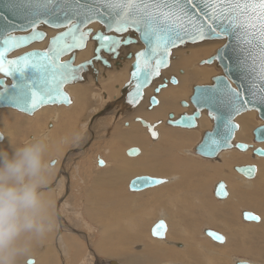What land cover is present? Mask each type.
I'll return each instance as SVG.
<instances>
[{"label": "bare ground", "instance_id": "6f19581e", "mask_svg": "<svg viewBox=\"0 0 264 264\" xmlns=\"http://www.w3.org/2000/svg\"><path fill=\"white\" fill-rule=\"evenodd\" d=\"M90 27L93 30L100 28V26L97 24H93ZM39 28L42 29L46 33L48 38L52 37L56 34V31L50 30L44 26H42V27L40 26ZM132 35L133 34H130L129 37L133 38ZM47 39L44 42L37 43V44L30 46L29 48L17 51L13 55H19L25 51L30 50V48L42 50V49L46 48V46H47ZM213 42L220 43V44L213 51V53L210 55H207V53L210 50L209 49L210 46L208 43H211V42H202L199 44H193V45H187V46L184 45V47H182V48L172 50L174 52H172L170 54V64L167 68L168 70L165 69L161 73V75H160L161 77L159 78V81L162 82L161 84H163V80H169L171 77L176 76L178 78L179 75H181L180 76L181 78H180V80H177V85L175 87H173V86L171 87L170 84L167 82V86L163 89L165 91L171 90V92L167 93V99L165 102H162V103H165L162 106H161V100H160L161 96L160 95H162V93L165 92V91L162 92L163 89H161L159 91V93L155 96L158 100V105L149 109V107H150L149 98L151 96H153V93H154L153 88L151 87L153 85L150 86V88L152 89V95L151 96H149L147 98L145 95V92H144V97L139 104H137L136 106H133V107H131L130 105L127 104L126 95L130 91L129 88L131 86V84H127V83L129 82V72L131 69L130 67H131L132 61H133V55L135 52H137L138 50H140L142 48V46L139 43H136L134 45H129L126 48H122V47L116 48V53H117L116 57L103 55L108 60L109 67H105V66L99 64L98 62H93L92 66H88L84 70L81 69L79 71V74L81 76V80L77 81L71 85H68V87H66V91L71 98V104L69 106H66V107L65 106L64 107H62V106L43 107V108L35 111L32 115L25 116V117H27L26 119L29 118V120H26V119L22 120V119L18 118V117H20V115L22 113L18 112L19 113L18 114V113H16L17 111L16 112L12 111L10 113L7 111H1L0 112V127L2 126V128H3V126H5L7 131H8L6 133V135L2 132L0 133V135H3V137H4L3 141H0L1 142L0 143V152L4 151V153H8L9 156H11L18 149V148H16V150H15V148L12 147L13 142H11V139L9 138V134L11 133L9 128L11 126H14V125L19 127L20 125H18V124H24V127H25L24 130L30 134V135L28 134L27 136H28V138H30L31 141L46 139V142L49 143V137L50 136L52 139L51 142L48 144L49 145V152L52 155H47L46 160L48 161V163L50 164L51 169H52V174L50 176L49 182L51 181V186L53 185V187L49 188V186H47V188H45L42 192L43 193L47 192V195L45 194L44 196H46V198L48 200L52 201L54 204L53 215H54L55 220H56L57 228L52 234H50L47 237V239L42 244H39L40 246L39 245L36 246V252L35 253L32 252L33 256L34 255L36 256V257L34 256L35 259H28L29 261H32L31 264H33V263L34 264L50 263V250L52 249V252H53L54 248L61 253H68L67 256H69V258L67 259V261H65V259H64V254H60L59 258L61 259L63 257V260L61 259L62 260L61 264H65V263L66 264H69V263L75 264V263H78L79 261L80 262L82 261L81 263H84L83 260H87V261L92 262L94 264H116V263H114L116 260L117 261L119 260L118 264H122V263H124V264L125 263L147 264L148 262L152 263L151 258L147 255H144V254H153V256L157 255V257L159 258L157 261L160 262L161 264H192V263L200 264V263H203L202 260H200V262H191L189 259L186 258V256L189 253L194 251L190 244L187 243L188 247L182 248L183 244L181 242L179 243V242L174 241V240L168 241L166 232H165L163 239H157V238L151 237L150 231H151V228L154 226V224L159 220H163L164 223L167 220V217L164 215L163 211L159 212L160 213L159 219H156V221L150 225V228H149V235L150 236L148 237V241L149 242H156V243L161 242L165 246L170 247L171 252L176 253L175 256L173 253H171L169 251H167L164 254L159 256V252H160L159 248L154 250V249H152V247L150 245L147 246L148 250H146L144 248V246L146 247V242L141 238V232H140V235H138L136 238H134L132 241H130V243L134 242L131 244L139 243V245H136L133 249H132V247H129L127 245L128 243L126 242V239L124 237V236H126V231H124L125 230L124 228H126V230H127L128 227H130L132 229H135L136 227H138V223L132 222L131 224H129V226H127L123 222V219H125L127 216V213H128L127 210H134L136 213L147 212V211L149 213H151L154 210H150L151 209L150 207L155 208V210H158L159 204H157L158 208L155 207L156 199L160 195L164 194V192H165V190H158V188L161 186H170V188H171V182H173V179L170 176L165 178L164 175L159 173L162 169L167 168L165 166V164L162 162L163 160H162L161 154L159 152H155V151L150 150V152L147 154V156H149V157L146 158V161H150L154 158L157 161V163H159V164H155V165H159L157 167H154V165L152 164L153 168L155 169L156 172H158V174L153 172L152 174H154V175L153 176L149 175V177L156 178V177L160 176V177H162L161 179L164 180V183H162L161 185H159L157 187H153V188L144 190L141 193L139 192L140 194L138 192H130L129 189H127L130 193H138V194L130 195V194L126 193L127 194L126 195L123 191H124V189L128 188V184L131 180H133L134 178L140 177V176H147L150 173L148 171H144V172H141L138 174H131L130 175L131 179L127 182V185H125L126 188L123 184L125 182H123V183H121V182H122V179L125 176V174H127L124 172L131 169V167L128 166V162L130 161V159H133V160L138 159L141 156V151H142L141 145L139 143L134 144V145L129 143L130 139L133 142H137V141L142 140L144 138V136H142V137L138 136L139 134L134 135L135 131H139V130H140V133L142 135H144V129L141 127V125L138 122L135 121L136 118H139V117H137L138 115L135 117H133V116L139 110V108L141 107L143 102H146V105H144V106L145 107L148 106V108H147L148 111H150V110L155 111L159 107L158 113L159 114L164 113L166 119L163 118L161 120H156L155 122H149V121L143 119L144 121L149 122L151 124L152 123L153 124L159 123L157 125V127L155 128V130L158 133L159 139H158V137H157V139L159 141L161 139V134L159 131V128L161 127L160 125L165 126V127H169V125H167V119H168V116L170 114H173L175 117H178L179 115L184 114V113H191L193 111V109L191 107H189L188 109L182 108L180 103L183 101L189 103V98L192 94L193 87L200 86V85H211L212 78L221 74V70L217 67V65L215 63L208 65V64H205V62H204L207 59L211 58L213 55H215L216 51L220 48V46H222L224 44L223 41L222 42L221 41H213ZM203 44H207L204 46V49H207L206 52L202 53V55H206V56H203L201 58L199 57L200 59H197L194 61L192 60L193 62L191 63V65H188V64L185 65V64L179 63V61H180V58L178 57L180 55V53H178L179 51H183V52L188 53L185 57H187V60H189L192 57L191 52H193V56H195V53L192 50V49H194L193 47H197L198 45H203ZM93 50H94V44L91 42H88L86 45V48L83 51L75 54L76 55L75 64H79V63H82V62H85V61H88L89 59H91L93 57ZM129 55H131V56H129ZM177 63H179L178 66H177ZM184 66L187 69H184ZM188 66H190V67H188ZM197 67H199V68H197ZM201 67L212 68L215 73L213 75L209 76L210 73H206L205 70H202V69H206V68H201ZM185 70H187V71L197 70V71H195L192 74H187V72H185ZM172 74H174L175 76H171ZM163 76H165L167 78L169 76L170 77L168 79H166ZM121 77H124L125 79L122 83H119L118 81H119V78H121ZM200 77H202V78L205 77V79L207 77L208 78H207V81L204 82L203 84H200V85L193 84L192 85V83L194 81H197V79ZM181 79H183V80H181ZM187 83H189V85L190 84L192 85L190 88V94L185 99H182L179 102L180 107L184 110L177 112L176 114L173 113L172 111L170 113L169 112L167 113V111L174 110L176 108V102H178V100H180L182 98V97L181 98H178V97L183 92L184 85ZM6 84H9V82L6 81ZM126 84H127L128 89L126 91H124L125 90L124 87ZM156 87H157V85H156ZM87 88H89L91 91ZM71 89H73V91ZM147 89H149V88H147ZM56 109H58V110H56ZM0 110H6V109H0ZM7 110H9V109H7ZM22 115L24 116L25 114H22ZM203 116L204 115L202 114L201 118L197 122V127L194 129L195 131H199V133H200L199 134V140L194 145L193 151L191 149H185L183 154L181 153L182 155L188 156V157L191 156L190 158H193L194 148L201 141L203 134L206 131L211 130L212 125H211L209 130H204V131L201 130V123H202L203 118H204ZM15 119H18L20 121H16ZM32 119H35V120L32 121ZM256 120H258V119H256ZM261 125H263V122H262V124H259L252 129L251 135H252L253 130L255 128H257L258 126H261ZM140 127L143 130L140 129ZM145 132H147V131H145ZM74 134H79L81 136V139L79 140V142H77L75 144H72V143L61 144L60 143L62 138L67 137V138L71 139V137ZM83 136H84V138H83ZM103 137L107 138L106 139L107 143L104 142L105 140L103 139ZM102 139L104 140L103 144H105L106 146L111 147V148H110V150L106 147H105V149L102 148V150H101L102 152L98 151L96 157H94V155H93V157H94V159H93L94 160V163H93L94 169L97 172L96 173L93 172L92 174L95 176L94 180L97 178V181L99 183L96 181L94 182V184L92 183L91 190H90V188L88 189V190H90L89 192L91 195L90 196L87 195L85 197V199H83V201H82V204H84V206H88L92 209L93 214H94L93 215V221L95 222V225L98 226V234L95 236L96 239L93 242V241H91L92 236L89 235L88 233L85 232L84 235H82V234L80 235L79 231H77L76 229H73L74 227H77V225H78L74 221L73 222H74V224H76V226L73 225L74 227L72 228L73 222L71 220H73V219H70V220L67 219L70 221V223H69V221L67 223L66 218H65V213H67V210H68L69 213L72 212V215L74 216L73 218H75V220H76V217H78L77 222H79L80 224L84 223L85 226H82V227L91 229V227H89V225H87V223H85L82 218L81 219L79 218V213H80L79 208H78L79 210L76 209L75 212L72 211V209H73L72 206L75 205L76 201L74 202V204H72L71 201H73V197L69 193V187H68V190L66 191L68 195H66V197L63 199H61L62 195L59 193L58 189L61 188L60 186L64 187L63 179H65L67 177L68 180H71V178H72V177L70 178L69 174H67V163H66L67 159H70L72 157V154L81 153V155H82V154L87 153L95 142H98L99 140L101 141ZM27 140H29V139H27ZM87 140H88V142L90 140L93 141L91 144L92 146H87V145H89V144H87L88 142L84 143V141H87ZM158 141H156L154 143H157ZM27 142L30 143L29 141H27ZM111 142H113V146L111 145ZM118 142L120 145L122 144L124 147L126 146L125 148L122 149V153H119L120 149H118V147L116 145V143H118ZM121 142H123V143H121ZM233 143H237V142H233ZM119 144H118V146H119ZM245 144L250 145V144H252V142L245 143ZM128 146H130V148H138L139 149V155L136 157H131V158L126 156V151L128 150L127 149ZM168 146L171 147V143L168 144ZM262 147H263V145H262ZM99 148L100 147H98V149H96V150H99ZM154 148H156V147L154 146ZM262 149H264V147ZM163 150H165V149H163ZM66 151L67 152L69 151L71 154H69V156L66 158L64 157L65 158L64 162H61V158L65 154ZM222 152H224V151H222ZM222 152H220L216 156V158L218 156H221ZM248 152L250 153L251 157L254 158V156L252 155V150L249 149L245 153H248ZM101 153H102V155H100ZM123 153H124V156L126 157L124 163L122 161ZM194 155H196L195 152H194ZM196 156H198V155H196ZM75 157H77V156H75ZM144 157H146V156H144ZM198 157H200V156H198ZM200 158H202V157H200ZM256 158L264 159V157H256ZM98 159L103 161V163H104L103 168L100 167V169H97L98 168L97 167V160ZM231 161H232L231 159L225 160L224 162H222V164H220V167L224 170V168H227V166L232 163ZM82 163L84 164V162H82ZM146 164L148 165V163H146ZM53 165H54V167L52 168ZM147 165L143 166L144 170H149L148 168H151V165L150 166H147ZM246 165H253V164H246ZM258 168L264 169V161L260 162V166ZM94 169H92V170H94ZM77 171H79V169ZM206 174H209L211 177L215 178V177H217V169L216 168L211 169V167H210L209 169H207ZM257 174H258V170L256 167L255 176L251 181H253L256 178ZM101 177H104V178L106 177V179L103 180V179H101ZM76 179H79V178H76ZM53 181H54V183H52ZM245 181L250 182V180H247V179H245ZM219 182L224 183L223 181H219ZM249 182H247V183L249 184ZM84 183L85 182H83V184ZM217 184H218V182H216L213 185V191H214V187ZM224 185H225V183H224ZM75 186H77V185H75ZM261 186L264 189V182L259 183L260 189H261ZM84 187H86V186H84ZM89 187H90V185H89ZM76 188H78V186ZM228 188L229 187H227L225 185V189L227 191V197L225 199H227L231 196V195H229L230 193L228 192L231 188H229V189ZM86 189H84V190H86ZM51 190H52V192H51ZM231 190L233 191L234 189H231ZM260 191L261 190H258V191H256V193L259 194ZM76 192H77V190H76ZM234 192H235V190H234ZM88 193H86V194H88ZM54 194L56 195V199H55ZM128 195H130V196H128ZM144 195H146V197H144ZM228 195H229V197H228ZM261 197H262L261 198L262 199L261 202H262V201H264V196L262 193H261ZM146 198H149V200H145ZM230 198L231 199H229V202H227V203L225 202V203H226V211L229 212L230 214H232L233 209H235L236 207L234 206L235 205V199H233L234 201H232V198H234V197H230ZM255 198H259V197H256V195H255ZM76 199H77V197H76ZM79 199H81V198L79 197ZM74 200H75V198H74ZM91 200H92V202H91ZM257 200H259V199H257ZM58 201H61V205L56 207ZM249 203H248V206L250 208V206H253V205H251L252 202H251V204H249ZM262 203H264V202H262ZM260 206H262V205H260ZM257 207H258V205H257ZM261 210L262 209H260V212H261ZM244 211H242V212H244ZM56 212L60 214L59 220H57ZM77 212H79V213H77ZM237 212H239V211L237 210ZM242 212H240L241 213L240 215H242ZM262 212L264 214V210H262ZM149 213H147V214H149ZM245 224H247V223H245ZM261 225H260V227H261ZM257 227H258V225H257ZM257 227L255 226L254 228H257ZM63 228H64V230H63ZM166 230H167V225H166ZM209 230L210 229H203V232L205 233V231H209ZM258 230L261 232L262 229H260L258 227ZM211 231H214V230H211ZM214 232H216V231H214ZM223 234H220V235H222L224 237L225 235H223ZM258 234H260V233H258ZM67 239L71 243H68ZM225 239H226V237H224V242L222 243V245L225 243ZM50 240H51V242H49ZM202 242L204 243V240ZM203 243H202V246H204L206 249V246H205L206 244L205 243L203 244ZM85 244H87L88 249H90V251L88 252L90 254H88L86 257H83L84 258L83 260H81V259L78 260L79 255H81V252L77 256V258H74V257L72 258L73 255L70 256L71 255L70 251H72V253L76 252V251L77 252H79V251L83 252V250H85L84 246L86 248ZM141 244H142V250H141ZM68 245L70 246L71 250H70ZM199 246H201V244ZM226 246H227V243L224 246H221L219 248V251L218 250L216 251L215 257L224 256L223 255L224 253L222 252V250ZM155 247H157V246L155 245ZM179 248H181V249H179ZM134 249L135 250H141L142 252L135 251ZM133 250L135 252H133ZM232 251H233L232 247L230 246L228 249V252L231 253ZM86 253H87V251H86ZM204 254L206 257H209L208 251H206ZM262 254L264 256V253H262ZM33 256L31 255L30 258ZM94 256L97 258H94ZM169 256H170V258L177 257L179 263L165 262V261L160 260V257L164 258V257H169ZM102 257H104V258H102ZM112 258H114L115 261H113ZM55 259L56 258H54V260ZM104 261H106V263ZM22 262L24 264L25 263L27 264V261L22 260ZM59 262H60V260H59ZM238 262H245V263L252 264L251 262H249L247 260H243V259L239 260L237 257L232 258L231 264H236ZM216 263L221 264V263L217 262L216 258H212L208 261L207 264H216Z\"/></svg>", "mask_w": 264, "mask_h": 264}, {"label": "rangeland", "instance_id": "374dc122", "mask_svg": "<svg viewBox=\"0 0 264 264\" xmlns=\"http://www.w3.org/2000/svg\"><path fill=\"white\" fill-rule=\"evenodd\" d=\"M213 41H221L222 42V40H202V41H199L196 43H185L184 45L187 46V45L199 44L202 42H211V43H208L210 46L209 47L210 50L207 53V55H210L213 53V51L220 44V43H216ZM184 45L181 47H178V48H182V47H184ZM205 45H207V44L198 45L197 47H193L194 49H192V50L194 51L195 56H193V52H191L192 57L189 60H187V57H185L188 53L183 52V51H179L178 52V53H180V55L178 56L180 58L179 63L185 64V65H187V64L191 65V63L194 60H197L203 56H206V55H202V53L206 52V50H207V49H204ZM178 48H176V49H178ZM176 49H174V50H176ZM172 52H174V51H171V53ZM179 63H177V66L179 65ZM188 67H190V66H188ZM197 68H199V67H197ZM201 68H206V69H202V70H205L206 73H210L209 76L213 75L215 73L212 68H207V67H201ZM184 69H187V68L184 66ZM195 71H197V70H192V71L185 70V72H187V74H192ZM171 76H175V75L172 74ZM180 76L181 75H179L178 78L176 76L175 77L177 80H180V78H181ZM163 77L168 79L170 76L168 78L165 76H163ZM207 78L205 79V77H203V78L200 77L197 79V81H194L192 83V85L193 84H195V85L203 84L204 82L207 81ZM124 79H125L124 77H121V78H119L118 82L122 83L124 81ZM181 80H183V79H181ZM161 83L162 82H160L159 78H158L157 80H155L153 82V84H152L153 86H151V87L154 90L156 88V85H160ZM192 85L191 84L189 85V83L184 85V90L181 93V95L178 97V98H181V97L182 98L180 100H178V102H176V108L174 110L167 111V113L168 112L170 113L172 111L173 113L176 114L177 112L184 110L180 107L179 102L182 99H185L190 94V88ZM170 86L175 87L176 85H170ZM87 89H89V88H87ZM71 90L73 91V89H71ZM163 91H165V90L163 89L162 92ZM168 92H171V90L165 91L162 93V95H160L161 96V98H160L161 106L165 104L162 102L166 101ZM145 95L147 98L152 95V89L150 87H149V89L145 90ZM144 105H146V102L142 103L141 107L135 113V115L133 117L138 115L137 117L142 118L144 120H147L149 122H155L156 120H161V119L165 118L164 113L163 114L158 113L159 107L155 111H153V110L148 111V109H147L148 106L145 107ZM62 107H64V106H62ZM56 110H58V109H56ZM1 111H7L10 113L14 110H10V109L7 110L6 109V110H0V112ZM14 112H16V111H14ZM16 113H18V112H16ZM254 113H255L254 111L253 112L249 111V112H246V113L239 115L238 118L237 117L235 118V120H236L235 123L237 124L239 131L237 130L238 132L235 133L232 142H242V143L252 142L253 143V137L251 135V131L257 125L262 124V122L258 119L257 114L256 113L254 114ZM202 114L204 115L203 116L204 118L202 121L203 124L201 123V130L202 131L209 130L211 125H212V119L206 112H202ZM25 116H27V115L23 116L21 114L20 117H18V118L25 120L27 118ZM35 119H32V121ZM256 119H258V120H256ZM15 120L20 121L18 119H15ZM26 120H29V118ZM18 125H20V126L18 127L16 125H14V126H11L9 128V130L11 131V133L9 134V138L11 139V142H13L12 147H14L15 150H16V148L19 149V148L24 147V146L30 144L31 142H33L30 140V138H28L27 135L29 133L24 130V128H25L24 124H18ZM160 126H159L160 127L159 131L161 134V139L158 141V139H159V137H158V139H156V141H158L157 143H154V142H156L155 140L150 139L147 132H145L146 129H144L143 127L142 128L144 129V135H142L140 133V130L135 131L134 135L139 134L138 136H140V137L144 136V138L142 140L137 141V142H133L130 139L129 143L133 144V145L139 143L141 145V148H142L141 156L136 160L130 159V161L128 162V166L131 167V169L124 172L127 174H125L121 183L125 182V183H123L124 186L127 185V182L131 179L130 178L131 174H138V173H141L144 171H148L150 173V174L147 173L148 174L147 176H149V175L153 176L154 175V174H152L153 172L158 174V172H156L155 169L153 168V165H154V167H157L159 165H155V164H159V163H157V161L154 158L150 161H146V158L149 157V156H147V154L150 152V150L155 151V152H159L161 154V158L163 160L162 162L165 164V166L167 168L162 169L159 173L164 175L165 178L170 176L173 179V182H171V188H170V186H161L158 188V190H165L164 194L160 195L156 199L155 207L158 208L157 204H159L158 210H155V208H152V207H150L151 208L150 210H154V211L151 213H149L148 211L136 213L134 210H127L128 213H127L126 218L123 219V222L127 226H129V224H131L132 222L138 223V227H136L135 229L128 227L126 230V228H124L125 229L124 231H126V236H124V237L126 239V242L128 243L127 245L129 247H132V249L136 245H139V243L131 244L134 242L130 243V241H132L134 238H136L138 235H140V232H141V238L146 242V247L144 246V248L146 250H148L147 246L150 245L152 247V249H154V250L159 248V250H160L159 256L164 254L167 251L171 252V248L165 246L161 242L156 243V242H149L148 241V237L150 236L149 235L150 225L153 224L156 221V219H159V217H160L159 212L163 211L164 215L167 217V220L165 222L167 225V230H166L167 240L168 241L174 240V241H177L179 243L181 242L183 244L182 248H187L188 247L187 243L190 244L194 251L189 253L186 256V258L189 259L191 262H200V260H202L203 263H200V264H207L210 259L216 258L217 262H219L221 264H228V263L231 264L232 258L237 257L239 260L240 259L247 260V261L251 262L252 264H255V263L256 264H264V256L262 254V253H264V251H263L264 250V214L262 212V210H264V203H262V202H264V201L261 202V200H262L261 199L262 198L261 193L264 196V189L262 188V186H261V189L259 188V183L264 182V169L258 168L260 166V162H263L264 159H260V158H256V157L253 158V157H251L249 152L248 153H245V152L242 153V152H239V151L233 149V147L229 150H224V152L221 153L222 155L218 156L217 158L216 157L213 159L200 158V157L194 155V152H193V158H190L191 156L188 157V156H184L182 154L185 151V149H191L193 151L194 145L199 140V134H200L199 131H195L194 129L187 130V129L174 128V127H170V126L169 127H165L162 125H160ZM142 128L140 127V129H142ZM1 132L6 135V133L8 131H7L5 126H3V128H2V126L0 127V133ZM105 137H103V139L105 141L103 139L101 141L99 140L98 142H95L93 144V146L91 145L93 142L92 140H90L89 142H88V140L84 141V143L88 142L87 144H89V145H87V146H92L90 148V150L87 153L82 154V155H81V153L72 154L73 158L71 157L70 158L71 160L67 159V161H66V163H67V174H69L70 178L71 177L72 178H71V180H68L67 177L65 179H63L64 187L60 186L61 188L59 187L60 189H58L59 193L62 195L61 199H63L66 197V195H68L66 191L68 190V187H69V193L73 197V201H71L72 204H74V202L76 201L75 205L72 206V208L74 210L71 208L72 211L75 212L76 209L77 210L80 209V213L77 212V213H79V218L80 219L82 218L84 220V222L87 223V225H89V227H91V229L82 227V226H85L84 223L80 224L79 222H77L78 217H76V220H75V218H73L74 217L73 215H69L68 210H67V213H65V218H66L67 223L70 219H73L71 221L72 222L74 221L78 225H77V227H74L73 225L76 226V224H74V222H73L72 228L74 227L73 229H76L77 231H79L80 235L81 234L84 235L85 232L88 233L89 235L92 236L91 241H93V242L96 239L95 236L98 234V226L95 225V222L93 221V215L94 214H93L92 209L88 206H84V204H82V201H83V199H85V197L87 195H89V196L91 195L89 191L92 188L91 187L92 183L94 184L95 181L98 182L97 178L94 180L95 176L92 174L93 172L94 173L97 172L94 169V164H93L94 163V160H93L94 157H96L97 152L101 151L102 148L105 149V147H106L109 150L111 148V147H108L105 144H103V141L107 143V141H106L107 138H105ZM83 138H84V136H83ZM27 139H29V140H27ZM51 140L52 139L50 136L49 137V143L51 142ZM27 141H29V142L31 141V142L28 143ZM121 143H123V142H121ZM170 143H171V147L168 146V144H170ZM118 144H119V142L116 143L118 149H120L119 153H122V149L125 148L126 146L124 147L122 144L121 145L119 144V146H118ZM111 145L113 146V142H111ZM262 145L264 147V144H260L259 146L262 147ZM154 146L156 148H154ZM98 147H100L101 149L99 148V150H96V149H98ZM129 148H130V146L127 147V149H129ZM163 149H165V150H163ZM2 152H4V151H2ZM69 154H71V153L69 151L68 152L66 151L65 154L61 158V162H64L65 158L68 157ZM47 155H52V154L50 152H48ZM93 155H94V157H93ZM100 155H102V153ZM75 156H77V157H75ZM144 156H146V157H144ZM122 157H123L122 161L124 163L125 158H126L124 156V153H123ZM227 159H231L232 163L229 164L227 166V168H224V170H223L220 167V164H222V162H224ZM82 162H84V164ZM146 163H148V165ZM246 164H253L257 167V170H258V174H257L256 178L253 181L250 180V182L245 181V178L238 175L234 171V167L244 166ZM144 165H147V166L151 165V168H148L149 170H144L143 169ZM53 167L54 166H52V168ZM210 167H211V169L212 168L217 169V177L213 178L209 174H206L207 169H209ZM101 168H103V167H101ZM76 169L77 170L79 169V171H77ZM92 169H94V170H92ZM97 169H100V167H98ZM158 177L162 178L160 176H158ZM158 177H156V178H158ZM76 178H79V179H76ZM101 179L104 180V179H106V177L105 178L101 177ZM219 181H223L227 187L235 190V192H234V190L232 191L231 189L228 191L230 193V194L229 193L228 194L231 195L230 197H234V198H232V201H234L233 199H235V205L234 206L236 208L233 209L232 214H230L229 212L226 211V203L229 202V199H231L229 197V195H228L229 198L222 200V201L217 200L213 195V192H212L213 191V185ZM83 182H85V183L83 184ZM247 182H249V184ZM52 183H54V181ZM75 185H77L78 188H76L77 186H75ZM89 185H90V187H89ZM48 186H49V188L53 187V185L51 186V181L49 182ZM84 186H86V187H84ZM83 188L84 189L87 188L86 189L87 191L84 190ZM89 188H90V190H88ZM125 188H126V186H125ZM127 189L128 188L124 189V191H123L125 194L127 193L130 195H133V194L139 193V192L138 193H130ZM76 190H77V192H76ZM255 190L256 191L261 190V191L259 192V194H257ZM51 192H52V190H51ZM141 192H143V191H141ZM86 193H88V194H86ZM43 194L47 195V192L46 193L44 192ZM130 195H128V196H130ZM255 195H256V197H259V198H255ZM75 196L77 197V199ZM79 197L81 199H79ZM144 197H146V195ZM45 198H46V196H45ZM74 198H75V200H74ZM55 199H56V195H55ZM257 199H259V200H257ZM145 200H149V198H146ZM250 201L252 202V204ZM91 202H92V200H91ZM248 203L253 205V206H250V208H249ZM256 204L258 205V207ZM59 205H61V201H58L56 207ZM260 205H262V206H260ZM260 209H262L261 212H260ZM237 210L239 212H237ZM244 210L256 214L261 219L259 221L260 223H247V224H245V222H243L240 219V214H241L240 212H242ZM147 213H149V214H147ZM56 217H57V220H59L60 214L57 212H56ZM67 219H69V220H67ZM69 223H70V221H69ZM257 225L260 229H262L261 232L258 230ZM260 225H261V227H260ZM255 226L257 228H254ZM203 229L214 230L219 234L224 233L223 235H225L224 237H226L227 240L225 239V243L223 245L222 244H220V245L216 244L213 241H211L208 237L205 236ZM63 230H64V228H63ZM255 231L256 232L258 231V232L256 233ZM258 233H260V234H258ZM51 240L49 242H51ZM203 240H204V243L206 244L205 245L206 249L204 246H202ZM67 242L71 243L68 239H67ZM226 243H227V246L222 250V252L224 253L223 254L224 256L215 257L216 251L217 250L219 251V248L221 246H224ZM200 244H201V246H199ZM85 245H86V248L84 246L85 250H83V252L82 251H79V252L76 251V252L72 253V251H70V254H71L70 256L73 255L72 258L73 257L77 258V256L81 252V255H79L78 260H80V259L83 260L84 259L83 257H86L88 254H90V253H88L90 251V249H88L87 244H85ZM155 245L157 247H155ZM36 246H38V245H36ZM36 246H34L35 249H33V253L36 252ZM230 246L232 247V250H233L231 253L228 252V249ZM69 248H70V246H69ZM179 249H181V248H179ZM70 250H71V248H70ZM134 250H133V252H135V251L142 252L141 251L142 250V244H141V250H135V251ZM205 250L209 252V257L205 256V254H204L206 252ZM86 251H87V253H86ZM33 253L31 254L32 256H33ZM171 253H173L174 256L176 254L175 252H171ZM60 254H64V259H65V261H67V259L69 258V256H67L68 253H61L54 248L53 252H52V249L50 250V263H45V264H61L63 257L61 258L62 259L61 260L59 258ZM144 255L149 256L152 260V263L148 262L147 264H161L160 262L157 261L159 259L157 257V255H155V256H153V254H144ZM34 256L31 258L29 257L28 259H35ZM54 258H56V259L54 260ZM94 258H97V257L94 256ZM102 258H104V257H102ZM112 259H113V261H115L114 258H112ZM59 260H60V262H59ZM160 260L165 261V262L179 263L177 257H175V258H170V256L164 257V258L160 257ZM118 261L116 260L114 263L118 264ZM81 262L79 261L78 263H75V264H80ZM83 262L84 263H81V264H87V263L88 264H94V263L89 262L87 260H83ZM104 262L106 263V261H104ZM22 263L23 262L21 261L20 264H22ZM69 264H72V263H69ZM122 264H124V263H122ZM125 264H130V263H125ZM192 264H195V263H192ZM216 264H218V263H216Z\"/></svg>", "mask_w": 264, "mask_h": 264}, {"label": "water", "instance_id": "95a60500", "mask_svg": "<svg viewBox=\"0 0 264 264\" xmlns=\"http://www.w3.org/2000/svg\"><path fill=\"white\" fill-rule=\"evenodd\" d=\"M70 7L72 6L65 4H52L45 9L38 0H0V40L31 37L32 29H34L36 33L45 37L42 41L32 42L12 51L6 56L5 59L7 61H22L26 57L33 56H35L36 59H39V54L49 52L52 42L56 40L57 37H62L68 32V28L65 27L66 24L78 26L79 31L75 35L76 40L79 39L80 33H89L82 47L75 48L67 54L62 55L58 61L60 65L70 66V79L63 84L60 94L57 97V102L42 105L38 109L52 106H69L71 104V98L66 91V87L81 80L79 74L81 69L84 70L86 67L92 66L93 62H98L105 67H109V62L103 55L116 57V48H126L129 45H134L136 43H139L142 48L133 55V61L129 72V82L127 83L131 84V86L129 88L130 91L126 95V100L127 104L131 107L139 104L144 97L145 90L149 88L155 80L160 78L162 71L168 68L170 64V55L167 57L166 66L160 68L158 75H155L146 87L139 86V80H134L133 75L137 73V56L140 53L146 52L142 33L129 30L123 34H118L116 31L111 30L116 26L115 17L107 9L93 3V0H82L79 5L80 8L84 9H99V11H93L91 18L84 14H73L68 11ZM190 11L194 15L199 13V18H204V9L199 4L191 5ZM93 24L99 25L100 28L93 30L90 27ZM53 25H58V27H54ZM40 26L54 30L56 31V34L48 38L46 33L39 28ZM130 34H133V38L129 37ZM97 36L104 37L105 40L116 39L120 43L116 46H106L100 40L96 39ZM46 39L47 46L42 50L30 49L19 55H13L17 51L44 42ZM73 39V36H69L68 39L62 41L59 46L71 45ZM203 40H222L224 42V44L216 51L215 55L204 61L205 64L208 65L215 63L221 70V74L212 78L211 85L193 87L189 103L185 101L180 103L182 108L188 109L191 107L193 111L191 113L181 114L178 117L170 114L167 119V125L180 129H195L198 120L201 118L202 112H206L212 119V128L203 134L201 141L194 148L196 155L205 159H213L220 152L229 150L233 147V149L242 153L251 149L254 157H264L259 155V153H264V149L259 146L264 143V101L260 99L259 95L254 94L251 88V77L247 71V58L244 50L234 37ZM88 42L94 44L93 57L88 61L75 64V54L84 50ZM196 42L197 41H194L192 37H188V39L185 42L180 43L178 47L183 46L185 43ZM178 47L172 48L171 51ZM138 76L141 80L143 79V73H139ZM6 81H8L9 84H6ZM43 82V77L32 70L26 71L23 75L14 74L5 77L0 74V109H11L28 116L32 115L38 109H31L30 94L32 92L40 93L42 91L41 84ZM167 82L170 85H177V79L175 77H171L169 80H163V84L157 85L153 90L154 95L149 98V109L158 105V100L155 96L161 89L167 86ZM127 84L124 87V91L128 89ZM226 86L238 92L242 100L248 102L247 110L234 114L228 96L226 95L228 90ZM19 97H22V99ZM249 111L256 112L258 119L263 122V125L258 126L253 130L252 144L248 145L241 142L233 143V137L238 130L235 118ZM213 116L218 118L213 119ZM135 121L138 122L141 127L146 129L151 140L157 139L158 133L155 128L159 123L151 124L141 118H136ZM188 121L191 122L192 126H184ZM233 126H235V128ZM138 155V148H130L126 151V156L130 158ZM97 166L104 167L103 161L98 159ZM234 171L243 178L252 180L256 173V167L255 165L239 166L234 167ZM161 181L164 183V180L161 178L140 176L129 182L128 189L130 192H141L161 185ZM213 195L219 201H222L227 197L224 183L218 182L214 187ZM246 217H250V219H246ZM241 220L245 223H259L260 221L256 214L249 211L242 212ZM165 232L166 224L163 220H159L151 228L150 234L153 238L163 239ZM205 236L216 244H222L224 242V237L222 235L211 230L205 231ZM31 262L32 261L28 260L27 264H31ZM236 264L249 263L238 262Z\"/></svg>", "mask_w": 264, "mask_h": 264}, {"label": "snow or ice", "instance_id": "6c2138e0", "mask_svg": "<svg viewBox=\"0 0 264 264\" xmlns=\"http://www.w3.org/2000/svg\"><path fill=\"white\" fill-rule=\"evenodd\" d=\"M38 2L45 9L52 4L71 5L68 11L76 15L84 14L89 18L93 11H99V9L80 8L82 0H38ZM93 3L113 14L116 26L111 30L118 34L129 30L142 33L146 52L137 56V73L133 75L134 80H139V86L146 87L150 80L158 75L160 68L166 66L171 49L178 47L188 37H192L197 42L203 39L234 37L245 52L253 93L264 101V0H93ZM195 4H199L204 9V18H199V13L194 15L190 11V6ZM53 26L58 27V25ZM65 27L68 28V32L62 37H57L52 42L49 52L39 54V59L35 56L26 57L22 61L5 59L12 51L45 38L34 29L31 37L0 40V74L7 77L14 74L23 75L26 71L32 70L44 79L41 84L42 91L30 94V106L33 110L57 102L63 84L70 79V66L60 65L58 61L62 55L82 47L89 35V33H80L79 39L76 40L78 26L66 24ZM69 36H73V43L59 46ZM96 39L106 46H116L120 43L116 39L105 40L100 36ZM139 73H143L142 80L138 76ZM226 88L228 89L226 95L234 114L247 110L248 102L243 101L235 90L228 86ZM184 126L192 125L188 121ZM259 155L264 156V153Z\"/></svg>", "mask_w": 264, "mask_h": 264}, {"label": "clouds", "instance_id": "9594fccd", "mask_svg": "<svg viewBox=\"0 0 264 264\" xmlns=\"http://www.w3.org/2000/svg\"><path fill=\"white\" fill-rule=\"evenodd\" d=\"M80 139L74 134L60 143L75 144ZM48 152L46 139L34 140L11 156L0 152V264L28 261L34 246L57 228L54 204L42 192L52 174Z\"/></svg>", "mask_w": 264, "mask_h": 264}, {"label": "crops", "instance_id": "0c3cea01", "mask_svg": "<svg viewBox=\"0 0 264 264\" xmlns=\"http://www.w3.org/2000/svg\"><path fill=\"white\" fill-rule=\"evenodd\" d=\"M56 162V161H55ZM55 164V163H54ZM54 166V165H53ZM147 195V194H146ZM145 196V195H144ZM69 215H72V212L71 213H69ZM240 219H241V215H240Z\"/></svg>", "mask_w": 264, "mask_h": 264}, {"label": "flooded vegetation", "instance_id": "af4514ba", "mask_svg": "<svg viewBox=\"0 0 264 264\" xmlns=\"http://www.w3.org/2000/svg\"><path fill=\"white\" fill-rule=\"evenodd\" d=\"M167 70H168V69H167ZM164 73H165V72H164ZM164 73H163V74H164Z\"/></svg>", "mask_w": 264, "mask_h": 264}]
</instances>
